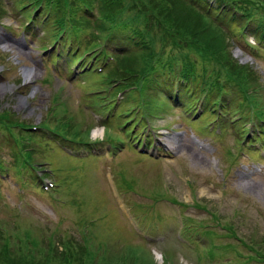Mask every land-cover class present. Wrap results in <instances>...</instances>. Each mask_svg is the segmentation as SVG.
Returning a JSON list of instances; mask_svg holds the SVG:
<instances>
[{"label":"rangeland","instance_id":"rangeland-1","mask_svg":"<svg viewBox=\"0 0 264 264\" xmlns=\"http://www.w3.org/2000/svg\"><path fill=\"white\" fill-rule=\"evenodd\" d=\"M86 1L98 15L88 19L83 13V28L99 43L100 30L111 19L127 16L139 23L128 10L131 4L152 14L148 48L131 50L133 54L124 57L129 59L124 64L127 69H120L122 74L129 69L140 74L151 57L165 52L167 58L182 52L201 66L198 54L188 51L192 46L188 43L193 42L203 53L236 65L241 83L246 82L249 92H258L253 100L264 108V43L258 47L250 33L242 43H233L228 49L231 55H225L228 41L223 42L218 30L224 27L197 9L204 16L198 19L196 8L182 0L174 11L166 12H161L158 0H109L106 5ZM71 2L80 7L84 1ZM31 4L37 1L0 0V249L8 246L17 254H33L51 264H264V172L246 177L242 185L239 179L229 181L225 195L217 190L224 148L238 144L243 137L239 127L250 130L252 138L256 130L251 124L230 125L238 118L235 112L224 118L226 127L220 123L213 129L205 126L213 121L211 114L199 123L181 116L182 108L151 106L125 88L116 90L125 92L126 100L119 101L100 86L97 77H71L64 58L51 70L54 63L45 50L52 44L62 10H54L53 16L42 13L36 24L26 28ZM167 15L172 21L168 26L163 21ZM263 16L260 13L259 18ZM225 34L228 39L233 35ZM117 46L113 43L109 50L118 53ZM25 70L32 72L29 81ZM95 90L102 93H92ZM133 96L141 101H129ZM181 125L207 144L205 137H221L222 127L224 142L201 150L190 141L191 130L177 129ZM100 129L101 140L95 142L93 132ZM162 130L184 146L175 153L163 149L180 157L172 164L146 145V131L151 132L148 140H154ZM258 138L264 143L262 132ZM245 153L255 157L253 152ZM257 154L264 156V148ZM225 155L228 168L223 172L228 179L236 160L231 151ZM239 171L247 172L243 167ZM50 181L54 187L46 191ZM230 183L238 196L232 194ZM192 210L198 211L193 213L198 220ZM204 213L207 222L199 221L206 218ZM227 223L233 225L235 235Z\"/></svg>","mask_w":264,"mask_h":264},{"label":"trees","instance_id":"trees-1","mask_svg":"<svg viewBox=\"0 0 264 264\" xmlns=\"http://www.w3.org/2000/svg\"><path fill=\"white\" fill-rule=\"evenodd\" d=\"M142 1H147V0H140V3H142ZM150 1H152V0H149V2ZM177 1L178 0H158L157 6L161 10H163L161 12H166L167 10L174 11V8L173 7L177 3ZM237 1H238L237 3H239L240 10L242 9L243 5H245V4L247 6H256L255 5L256 2H254L255 0H237ZM130 7L131 8H129L128 10L129 11H133L135 13L134 15H136L137 20L139 22H141L140 24L141 25H144L145 28L143 30V35H145V39H148V41H149L150 40L149 38L152 36V33H151V29L152 28L150 27V25H152L151 21L153 20V18H152L151 12L150 11H146V9H144V8H140L139 4H135L134 6L131 4ZM191 9H193V8H191ZM244 9H245L244 11H246V12L247 11H250L247 7L244 8ZM254 11H256V10L254 9ZM196 16H198V19L204 18V16L201 13H199V12H198V15H196ZM250 16L252 17L253 14H250ZM155 19H157V18H155ZM163 21H165L164 23H166L167 26H168V23H172V21H170V17L168 15L166 16V19L163 20ZM163 21H161V22H163ZM207 22H209V20H207ZM207 26H209V25L207 24ZM210 27L213 28L212 24L210 25ZM213 29L216 32L214 30H211V29H207V31L208 30H211L213 32V34L217 36L218 35L217 29H215V28H213ZM221 35H222L221 38L223 39V42L226 43L227 42L226 40L228 39L226 37L227 35L224 33V31L221 33ZM219 39H220V37H219ZM224 43H222V44H224ZM223 54H225V53L223 52ZM225 55H229V54H225ZM126 57H128V56H126ZM126 59H129V58H122L120 60L119 67L118 68H115L111 72V74H110L111 76H113V77H120V76H122V75L125 74L124 72L131 73L130 72V69L129 70H125L123 72V74L120 71V69H127L125 67V65H124L126 63V61H127ZM224 65H226V68L228 69V73H227L228 76H230L232 78H237V79L238 78H243V77L240 76V71H238L236 69V67H237L236 65L229 66L226 61H224ZM230 67H231V69H230ZM232 67H234V68H232ZM148 68H149V66L147 64L146 70L143 69L142 72L147 71ZM242 73H243V71H242ZM131 74H132L131 76L136 75V74H133V73H131ZM0 264H51V262H50V260H47V259L41 261V259H38L37 257H34L32 254H30V255L24 254V253L23 254H17L16 252L12 251L8 246H6L4 249H2V248L0 249Z\"/></svg>","mask_w":264,"mask_h":264},{"label":"bare ground","instance_id":"bare-ground-1","mask_svg":"<svg viewBox=\"0 0 264 264\" xmlns=\"http://www.w3.org/2000/svg\"><path fill=\"white\" fill-rule=\"evenodd\" d=\"M24 76H25V79L26 80H30V78H31V76H32V72H31V70H25L24 71ZM24 104V103H23ZM101 134H102V130L100 129V130H95L94 132H93V136L95 137V138H98V137H100L101 136ZM164 145H165V148L166 149H168V150H172V151H178V149L179 148H181L182 147V144L180 145L176 140H175V138H170V137H168V138H166L165 139V141H164ZM201 145V144H200ZM203 148H205V146H203V145H201ZM207 190H205V192H206ZM211 193V192H210Z\"/></svg>","mask_w":264,"mask_h":264}]
</instances>
